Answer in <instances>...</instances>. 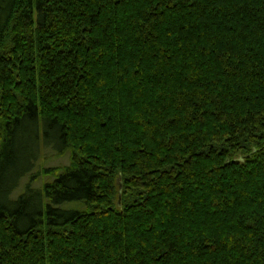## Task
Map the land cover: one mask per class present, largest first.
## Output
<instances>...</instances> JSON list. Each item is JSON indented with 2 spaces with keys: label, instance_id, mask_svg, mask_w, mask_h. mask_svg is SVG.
I'll list each match as a JSON object with an SVG mask.
<instances>
[{
  "label": "trees",
  "instance_id": "obj_1",
  "mask_svg": "<svg viewBox=\"0 0 264 264\" xmlns=\"http://www.w3.org/2000/svg\"><path fill=\"white\" fill-rule=\"evenodd\" d=\"M0 264H264V0H0Z\"/></svg>",
  "mask_w": 264,
  "mask_h": 264
},
{
  "label": "rangeland",
  "instance_id": "obj_2",
  "mask_svg": "<svg viewBox=\"0 0 264 264\" xmlns=\"http://www.w3.org/2000/svg\"><path fill=\"white\" fill-rule=\"evenodd\" d=\"M40 153H41V155L38 157V164L40 166H41V164L42 165H46V166L47 165L56 166V165H59V164H67L69 162V154L68 153L65 154V155L64 154H56L55 155V152H53V150H50L48 148H46V150L44 148H42ZM39 169L36 168V171H34V172L35 173L36 172L39 173L38 176H39L40 179L37 180V184H39L40 186L43 183L47 182L48 180H51V179L55 178V175H52V174H49V173L44 174L42 172H39ZM27 176L30 177L29 174ZM19 187H17L16 190H14V192H13L14 196L18 195L21 191L25 190L24 185H21ZM33 187H36L34 182H33Z\"/></svg>",
  "mask_w": 264,
  "mask_h": 264
}]
</instances>
